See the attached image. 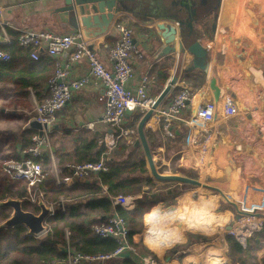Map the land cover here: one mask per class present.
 I'll return each instance as SVG.
<instances>
[{"label":"crops","instance_id":"crops-1","mask_svg":"<svg viewBox=\"0 0 264 264\" xmlns=\"http://www.w3.org/2000/svg\"><path fill=\"white\" fill-rule=\"evenodd\" d=\"M116 1L120 5H117V12L105 33L89 36L85 34L87 30L82 26L79 32L83 34L90 49L104 64L108 65L110 63V51L117 37V32L113 31L112 26L118 22L132 28L133 42L142 54V58L135 61V78L127 86L129 89L135 90L143 76L149 78L155 67L167 65L169 67L166 70L168 80L165 85L159 81L150 84L147 89L149 96L156 99L173 76L177 54L169 55L168 58L163 57L151 64L149 62L166 46L167 40L173 36V31L176 32L174 34L176 40H178V34L176 23L166 19H154L147 15L150 13L160 15L156 6L159 5L164 12L167 10L164 7L169 6L171 0ZM180 3L183 8L191 9L195 14L196 39L207 51L208 65L206 70H190L193 58L191 55L185 54L179 79L174 85V91L186 88L192 93L186 108L188 116H192L199 107L208 102L217 103L222 109V103L225 99H229L236 115L225 119L220 112L216 117L217 120L212 125L210 124L212 128L209 129V132H212V136L210 133V137L205 140L204 137L208 133H200L194 129L191 132L192 139L189 143L186 141L188 131L185 129L178 131V133H182L183 137L175 139L176 135L171 139L172 142L167 141V137L160 130H145V135L146 132H151L153 135L159 136L155 145L151 143L155 139L149 140L146 136L153 159L156 166L157 163L160 165L169 163L170 166L174 164L176 167L181 165L182 169L194 174L192 179L198 181L199 178L202 179L198 170L202 156L200 150H203L200 148L209 147L207 148L210 149L208 171L211 169L210 166L214 167L213 172L219 170L220 175L216 179L226 178L236 166H239L240 169L244 165L245 167H253L255 171L249 170L246 179L242 175L245 184L244 187L238 189V195L244 196L246 201V197H254L253 199L250 198L249 203L250 205H258L257 198H264V172L256 166H261L264 162L260 165L259 162L258 165L251 162L253 163L251 165L248 159L252 157L249 146L256 141L255 136L263 133L262 125L255 122L253 118L259 114L264 115V10H260V6L264 5V0H180ZM63 6V0H0V19L7 25L6 36L13 43L17 35L23 31L54 34L75 32L59 17L58 11ZM152 7L155 9L150 10ZM99 10L105 11L103 7H100ZM249 37H252L253 40H249ZM4 38L5 35L0 30V44L3 46H5ZM39 54L41 56L39 60L46 58L54 63H60L61 67L68 71L70 79H80L88 75V67L84 61L69 65L70 53L49 56L45 50L39 49ZM16 64H12V67L17 68L18 65ZM239 69L249 72L248 78L244 79L246 82L241 80L244 78V74L240 77L241 79L236 76L235 73ZM8 82L6 80L5 84ZM14 89L13 84L12 87L8 84L5 88L0 85V160L5 162L2 166L7 164V161L24 160L23 149L28 143L26 136L30 132H35L38 136L36 130L26 127L30 118L35 117L34 113L24 109L20 103L13 102L10 104V100L14 96ZM258 89H260V93ZM45 94L47 91L44 86L40 97L44 98ZM102 94L103 90L100 88H86L75 93L68 104L56 114L49 130L45 131L48 145L42 146L43 157L39 160L41 165L46 158L51 168H54L49 159V149L55 160L58 153H72L75 140L84 132H95L98 137H102L101 141L104 138L108 139L110 131L98 124L104 111L103 103L98 99ZM260 95L262 97H258ZM132 115L136 114L126 115L124 124L126 127H130L134 123L130 118ZM138 115L140 118L136 124H133L136 132L138 123L143 117V114ZM89 124H94V130L87 128ZM139 147L143 150L141 145ZM237 154L240 158L236 156ZM246 155L250 156L247 157ZM175 157H177L176 160ZM233 159L235 161L234 167L231 163ZM227 167L230 169H226ZM168 169L164 167V172ZM170 170L171 172L168 173L179 174L174 172L172 167ZM227 170L229 173L226 175ZM234 172L238 175L241 174L237 169ZM245 172L247 171L245 170ZM256 173H261L262 177H255ZM215 189L219 190L218 188ZM255 197L257 198L255 199ZM240 203L247 206V203L237 200L234 203L236 207L232 206L234 212L231 214V218L237 215L236 211ZM250 205L247 208L252 206ZM143 236L145 237V235ZM139 239L134 238L135 242ZM216 241L225 246L224 234H220ZM183 246L186 247L185 244ZM185 251L188 250H176L171 258L149 252L160 263L163 261L161 258H165L163 261L166 262L165 264H172L178 263V258L184 255ZM183 258H180L182 263ZM257 264H261V257H258Z\"/></svg>","mask_w":264,"mask_h":264},{"label":"trees","instance_id":"trees-1","mask_svg":"<svg viewBox=\"0 0 264 264\" xmlns=\"http://www.w3.org/2000/svg\"><path fill=\"white\" fill-rule=\"evenodd\" d=\"M2 49L10 55L11 61L0 63V85L4 88L6 80L11 82L15 89L10 104L20 103L24 109L34 113L35 103L30 92L34 93L35 102L38 104L48 97V94H45L44 98L40 96L43 87L54 76L55 63L46 58L33 61L30 57L33 49L19 46L16 40L9 46H3ZM168 57L170 56L165 58ZM14 63H17V68L12 67ZM168 68L167 65L155 67L149 75L151 84L161 81V84L165 85L168 80V74H166ZM130 118L136 124L140 116L136 114ZM133 124L129 128H134ZM176 135L175 139L183 137L182 133ZM34 136H36L35 132H30L26 136L28 143L23 151L34 146L32 140ZM146 136L149 140L159 139V136L151 132H146ZM101 138L95 132H84L75 140L72 153L56 155L55 161L60 178L72 176V171L67 169L66 165H83L104 160L105 171L97 174L90 173L84 179L74 180L70 187L56 184V179L49 173L51 166L46 158L42 163L45 176L30 188L24 181L10 179L2 169L5 162L0 160V202L19 199L23 201V210L33 214L39 213L37 203L39 198L47 204H57L61 199L69 202L66 205V212H58L55 216L47 218L48 231L41 237L29 234L28 229L23 225L0 227V264H58L63 262L65 257L60 253L59 246L66 245L67 234L70 246L83 255L110 254L118 248V244L111 238L94 235L89 226L104 222L113 213L125 220L129 229V244L138 249L142 242L137 243L134 238H140L143 234V216L157 202L174 200L176 194L173 196L174 184L157 182L151 178L143 150L139 146L135 147L134 144L129 145L120 140L109 151ZM167 141L172 142L168 138ZM13 162L22 163L23 160L18 159ZM171 167L174 172L182 173L190 178L194 177L191 171L176 167L174 164ZM203 190L209 191L207 188ZM119 195H140L142 197L136 200L132 211H125L112 203L111 198ZM165 196L171 198L168 199ZM230 197L232 196L225 191H220L217 195H210L209 198L202 197L198 203H192L186 195L180 199L177 206L167 210L152 209L146 217L145 244L161 254L166 248L183 241L184 230L210 234L215 226L222 227L221 225L229 217V211H213L216 201L219 200L218 198L225 200ZM11 213L10 207L0 206V226L11 216ZM262 236L260 234L258 239L253 241L264 244V236L260 240ZM226 240L229 245L228 254L233 262L256 264L251 250L244 249L232 237H227ZM138 250L140 255L151 254L143 245L141 250ZM204 254L210 260V264H228L227 258L223 257L220 249L210 247ZM195 257L196 255H187L183 258V264H197ZM109 264H141V260L138 256L132 255L112 260ZM262 264H264V257Z\"/></svg>","mask_w":264,"mask_h":264},{"label":"built area","instance_id":"built-area-1","mask_svg":"<svg viewBox=\"0 0 264 264\" xmlns=\"http://www.w3.org/2000/svg\"><path fill=\"white\" fill-rule=\"evenodd\" d=\"M112 28L113 31L115 30L117 32V37L110 51V63L108 65L104 64L90 49L88 42L79 31L67 34L23 31L15 39L19 46L31 47L33 49L30 55L33 61H39V49H43L49 56L70 53L68 57L69 65L78 64L82 61L86 63L88 75L80 79H70L68 71L62 68L60 63H55L54 76L45 85L48 97L42 103L38 104L35 102L34 93L30 92L35 103L34 116L40 124H48L50 126L56 114L68 104L75 93L81 92L89 87L100 88L103 90V94L98 99L103 103L104 111L98 124H101L106 130L110 131L108 139L104 138L102 141L109 151L120 140L125 141L129 145L136 142L138 138L136 130L124 125L126 113L131 112V114H143L144 116L146 112L152 110L156 100L148 94L147 89L151 82L147 76L141 78L135 90L128 88L127 84L135 78L134 63L142 58V54L134 45L132 28H128L124 23L118 22ZM0 30L5 35L4 45H11L12 42L6 36L7 25L1 19ZM2 47L3 44H0V63L10 62V55L4 52ZM174 89L173 86L170 95L164 103L152 111L150 118L145 124L146 130L157 129L165 137L173 139L178 131L185 129L188 131L186 141L189 143L192 139L191 132L194 129L200 133H208L204 137L205 140L210 137V133L212 136V132H209V129L212 128L210 124L212 125L217 120L216 117L220 112H222L225 119L232 118L236 115L229 99H225L222 103V109L219 108L217 103L208 102L199 107L192 116H188L186 114V108L188 102L191 100L192 93L186 88H182L179 91H174ZM87 128L94 130V124L87 125ZM32 140L34 146L23 151L24 160L22 163L11 162L2 166L3 171L7 175L14 180L26 182L28 188L34 186L45 176L39 160L43 157L42 146L48 145L47 133H44L43 140H39L37 135ZM207 148L209 147L205 146L200 148L203 150H200L202 156L198 170L202 179L199 178V180L201 185L207 186L204 188L213 190L212 188L214 187L205 183L206 180L213 179L210 173L214 170V167L210 166L211 169L208 171L210 149ZM49 159L53 166H55V159L50 149ZM161 166L171 169L169 163H162ZM178 167L182 168L181 165ZM66 168L72 171V176L56 178V184L58 186L70 187L73 184V180L84 179L90 173L97 174L98 172L106 170L103 159L97 163L66 165ZM159 168L157 167V170ZM170 169L161 174H173L168 173L171 172ZM139 196L119 195L111 198V200L114 206L120 207L125 211H132L135 208L136 200L141 197ZM39 200L42 201L41 198ZM43 203L48 209L49 218L55 216L58 212H66V205L69 202L61 199L57 204H47L44 201ZM237 211L238 214L231 218L229 224L230 229H225L223 234L225 238L232 236L242 246L247 247L251 237L259 234L263 229L264 206L258 204L247 208L243 203H240ZM252 212L254 214H250ZM45 227L46 230L44 233L48 231L46 223ZM89 228L94 235L101 238L113 239L118 244V248L107 255L86 256L75 251L70 246L67 234L66 245L64 246L65 258L63 260L65 264H109L112 260L122 259L132 255L138 256L141 264L166 263L163 261L160 263L153 254L140 255L139 250L129 244V229L127 223L116 213L109 215L100 224L94 223L90 225Z\"/></svg>","mask_w":264,"mask_h":264},{"label":"water","instance_id":"water-1","mask_svg":"<svg viewBox=\"0 0 264 264\" xmlns=\"http://www.w3.org/2000/svg\"><path fill=\"white\" fill-rule=\"evenodd\" d=\"M126 1V0H118ZM64 6L59 9V17L63 22H66L73 30L79 31L80 27L86 28L87 32L85 34L89 36H98L105 33L110 26L114 14L117 12L118 2L116 0H63ZM218 5V4H217ZM100 7L104 8V12L100 11ZM164 7V6H162ZM156 10L160 12V15H153L152 13L147 16L154 19H166L176 23L178 40L175 39V33L173 31V36L167 40L166 46L162 48L149 62V64L156 62L157 60L177 54L176 64L173 76L168 81L167 85L164 87L162 92L156 98L152 110L145 113L141 118L137 126V140L134 143L135 146L141 145L145 154L146 164L153 180L161 183H178L187 186H202L199 181L192 178L171 174L163 175L158 172L155 160L153 159L152 152L146 140L145 135V124L150 118L152 111L160 106L167 97L170 95L172 87L176 85L180 72L182 70L183 58L185 54L192 56V69L206 70L208 65L207 51L200 42L196 39V32L194 28L195 14L191 9H185L181 6L180 0H171L169 6L164 7L167 10L163 12L160 6H156ZM155 8H150L154 10ZM177 41V42H176ZM126 115H131V112H127ZM27 128L34 129L38 132V139L42 140L45 131L49 130L48 124H40L35 117L30 118L27 123ZM157 130V129H156ZM215 191L219 190L212 188ZM233 207L235 204L225 198ZM0 206H7L12 209L11 216L1 224V228L14 227L17 225H23L28 229L29 234L34 236H39L43 234L46 230L45 223L48 218V209L46 208L43 201H39V213L33 214L28 211L23 210V201L19 199H8L0 202ZM238 214V211H236ZM230 226L227 227V230ZM147 230L145 231V234ZM148 251L156 254L158 250H155L151 246L145 244ZM167 249V248H166ZM60 253L65 255V249L63 246H59ZM58 264H65L60 262Z\"/></svg>","mask_w":264,"mask_h":264},{"label":"rangeland","instance_id":"rangeland-1","mask_svg":"<svg viewBox=\"0 0 264 264\" xmlns=\"http://www.w3.org/2000/svg\"><path fill=\"white\" fill-rule=\"evenodd\" d=\"M264 4V3H263ZM259 7V6H258ZM260 10H264V5L260 6ZM249 40H253L252 37H249L248 38ZM253 44H255L253 42ZM259 72V70H258ZM236 76H238L239 78L242 77V74H244V78L241 79L242 81H245L244 79L245 78H248V74L249 72H244V70H237V72L235 73ZM246 82V81H245ZM9 86L12 87V84L9 83ZM8 84L5 85V87L8 86ZM4 87V88H5ZM260 89H258V92H259ZM260 93V92H259ZM258 93V95H259ZM258 97H262L261 95L258 96ZM259 116V117H257ZM253 120L255 122H258L259 124L262 125L261 128H263V133L259 134L258 136H255V140L254 143L252 145L249 146V149L252 151L251 152V155L252 157H249L250 155H246L247 157H249V162H254L255 165H258V162H259V165L262 164L264 162V115L262 114H259V115H256L255 118H253ZM154 140V139H153ZM151 143H153L154 145L157 143L156 139L154 141H151ZM236 156L239 157V155L237 154ZM240 158V157H239ZM238 158V159H239ZM231 163L233 164V167H234V164H235V161L233 159V161L231 160ZM251 165H253V163H251ZM157 166L160 167L158 170L160 173L164 172V167L161 166L160 164L157 163ZM262 166V167H261ZM261 166H256L258 168L261 169L262 172H264V163L261 165ZM244 168H247V169H244ZM226 169H230L229 167H227ZM237 170H239V172L241 173L237 178H238V188H242L244 187V181L242 180L243 177L244 179L247 178V175H248V172L249 170L251 171H255L253 169V167H245V165L243 166V168L240 169L239 166H236ZM234 169V170H235ZM231 171L230 175H228L226 178H222V179H216V177H218L220 175V172L217 170V171H212L210 174L212 176V180H206L205 183L208 184L209 186L211 187H214V188H218L219 190H222V191H228L229 190V181H230V178H231V175L233 173V171ZM245 170L247 172H245ZM50 174H52L54 176V178H60L59 176V170L57 169V166H56V161H55V166L54 168H51L50 171H49ZM229 173V171L227 170L225 172V174L227 175ZM6 174V173H5ZM173 174H177V173H173ZM260 174V175H259ZM7 175V174H6ZM179 175H183L182 173H179ZM243 175V177H242ZM10 179H12L9 175H7ZM185 176V175H184ZM257 176V178H261L262 177V174L261 173H256L255 174V177ZM188 177V176H187ZM264 177V176H263ZM226 179V180H224ZM14 180V179H12ZM240 181V182H239ZM241 183V184H240ZM174 184L175 186L173 187V196L175 194V197H174V200L171 201V197L169 198V196H165L167 197L168 199L170 200H166L165 202H157V204L155 206H153L151 208L154 209V208H160L161 210H167L168 208L170 207H174V206H177L179 204V201L182 197L184 196H188L189 200L192 201V203H198L200 201V199L202 197H207L209 198L210 195H217L218 193L214 190H209L208 192H205V191H200L201 189H206V188H201V187H191V186H187V185H182V184H178V183H172ZM200 188V189H199ZM198 192H197V191ZM180 194H179V193ZM239 192L237 191V198H229L228 200L231 201V202H236L237 200L239 201H243L245 202V204L247 203V207L248 205H250L249 203V200L250 198H254V197H246L247 198V201L244 199V196L241 198L240 195H238ZM139 196V195H137ZM140 197V196H139ZM142 197V196H141ZM140 197V198H141ZM257 197H255L256 199ZM262 197H258L257 200H259V205H262L264 206V198ZM219 200L216 201V204L213 208V211L214 212H221V211H229V217H228V220L222 224L221 226L222 227H214V230L210 233V234H203V233H200V232H197V231H190V230H184L183 231V241L175 244V245H172L171 247H168L165 251H163L161 254L159 253H156L157 255L159 256H162L164 255V257H167V258H171L173 255H174V252H176V250H179V249H186L188 250L187 252L185 251V253H183L184 255H182L181 257H179L178 259V263L177 262H174L172 264H183L182 262H180V258H185L187 255L189 254H195L196 257V261H197V264H210V260L207 259V257L205 256L204 252L206 251V249L210 248V247H213V248H217V249H221L222 250V253H223V257H226L227 260H228V264H236L235 262H233V260L231 259V257H229V245L227 243V240L225 238V246L223 245H220L218 244V242L216 241V239L219 237L220 234H223L222 229L224 226H226V230H227V227L229 226L230 222H231V214L234 212V209L232 206H230V204H228V202H226L224 199L222 198H218ZM40 200H38L39 202ZM252 205V204H251ZM250 205V206H251ZM253 205H256V204H253ZM151 210L146 213L144 216H143V222H144V231H143V235H145V230H147V227L145 226L146 224V217L147 215L151 212ZM264 212V211H263ZM177 225V224H175ZM218 228V229H217ZM219 233V235H218ZM264 233V225H263V229L261 230V232L257 235H254L251 237V239L249 240L250 243H248V246L247 247H244L242 246L236 239V241L244 248V249H247V250H251L253 255L255 256V263L257 264V261H258V257H261V264H262V259L264 257V244L263 243H259L258 242H254L253 240L254 239H258V236L261 234V236L263 235ZM43 234L39 235V237L43 236ZM140 237V239L137 241V243H139L140 241L142 242L141 245H139L138 249L141 250L142 248V245L146 247L145 245V242H144V236L143 237ZM205 236V237H204ZM264 236V235H263ZM263 236L260 237V240L263 239ZM232 237V236H230ZM233 238V237H232ZM138 239V237H137ZM206 239V240H205ZM188 241L190 243H188ZM185 242V243H184ZM261 242V241H260ZM185 244V248H184V245ZM147 248V247H146ZM161 260L165 261V258H161ZM171 264V263H170ZM238 264V263H237Z\"/></svg>","mask_w":264,"mask_h":264},{"label":"bare ground","instance_id":"bare-ground-1","mask_svg":"<svg viewBox=\"0 0 264 264\" xmlns=\"http://www.w3.org/2000/svg\"><path fill=\"white\" fill-rule=\"evenodd\" d=\"M44 138V136H43ZM43 140V139H42ZM239 175L233 171L232 175H231V178H230V181H229V190L228 191H225L228 195L232 196L233 198H237V191H238V177ZM240 182V181H239ZM241 184V183H240ZM200 189V188H199ZM197 191V190H196ZM200 191H204V190H200ZM219 191H222V190H219ZM198 192V191H197ZM239 192V191H238ZM242 198V197H241ZM243 200V198H242ZM259 201V200H258ZM250 214H254L253 212L250 213ZM225 231V228L223 227L222 231L223 232ZM221 250V249H220ZM222 251V250H221ZM189 255H195V254H189Z\"/></svg>","mask_w":264,"mask_h":264}]
</instances>
